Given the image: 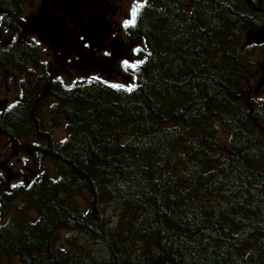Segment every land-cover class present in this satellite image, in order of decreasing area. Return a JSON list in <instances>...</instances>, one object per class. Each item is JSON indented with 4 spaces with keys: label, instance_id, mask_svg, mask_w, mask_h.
Masks as SVG:
<instances>
[{
    "label": "trees",
    "instance_id": "1",
    "mask_svg": "<svg viewBox=\"0 0 264 264\" xmlns=\"http://www.w3.org/2000/svg\"><path fill=\"white\" fill-rule=\"evenodd\" d=\"M125 26L132 56L92 69L107 79L48 85L64 141L38 78L1 105L0 151L18 153L1 151L0 264H264V88L245 44L264 0H142Z\"/></svg>",
    "mask_w": 264,
    "mask_h": 264
},
{
    "label": "flooded vegetation",
    "instance_id": "2",
    "mask_svg": "<svg viewBox=\"0 0 264 264\" xmlns=\"http://www.w3.org/2000/svg\"><path fill=\"white\" fill-rule=\"evenodd\" d=\"M33 0H21L18 3V9L11 10L9 15H0V23L2 29H5L6 23H11L16 30L18 31V35L20 38L16 40H11L13 43L11 44V48L13 50L12 58L7 59L5 61L0 60V85H3L0 92L4 91L5 94L8 91L15 92V96L13 97V101L10 102L12 106L20 105L21 98L23 97V93L18 86L19 82L23 81L22 72H20L17 69V66L19 64H22L24 68H26L27 73L30 74V76H27L29 81H32L33 79V73L32 68L35 64L34 58L36 57L39 61V72H40V85L42 86V89L44 91L42 103L41 105L46 102L47 111L48 114L52 117V109L50 107V104L53 103L54 95L52 97H49L48 94H51L50 86H53L56 84V79L53 76V70L55 64L53 63L50 53H47L48 49H39L38 46H41L42 43L38 41L37 37L32 36H26V26L27 21L25 19L15 17L14 14L16 11H20V9H23L24 3L32 2ZM80 0H38L39 5L41 7V11L47 16L45 20L41 21L42 18L37 19L39 23L36 24L37 30H44L46 32V39L49 40L51 43L56 45L55 50H59L60 52L66 51L68 55L74 56L76 59L80 61L79 66L81 67V73L84 75V78L87 74L86 67L94 63L98 56L96 55L97 52L100 53V49L98 48V44H100L103 41H107L110 43L109 35L110 33H113L117 38H121L124 42L127 41V38H130L126 32L127 28L125 26L124 18H121L118 22L114 21L111 22L109 20L108 15L115 16L116 15V9L118 10L120 6H117L112 2L111 0H104L102 2L101 0H82L84 5V11H75L71 12L70 9L77 5V2ZM115 1V0H114ZM24 2V3H23ZM101 4L104 7V12L99 13L97 11H94V9ZM64 11L66 13V16H64L61 20L62 23L69 22L71 25V31L70 32H63L57 28L55 24L51 20V15H57L58 12ZM21 13V12H20ZM96 16L103 17V20L111 23L110 31L107 32L105 29H103L101 26L99 27H92L90 25L92 19ZM55 21H58V18H54ZM43 22L46 23V26L44 27ZM99 28V29H98ZM62 30L65 31V27L62 24ZM5 35L9 38L7 31L5 30ZM67 40V41H66ZM25 43L30 48V52H22V54L19 57H15L14 54H16V50L20 48V45L22 43ZM81 45L83 49L87 50L88 52H85L81 56L80 54V48ZM16 48V49H14ZM4 50H7L6 46H4ZM130 50V56H131V48ZM22 57V60H24L23 63L19 62L18 59ZM60 63H64L63 60L59 61ZM45 67V69H41V67ZM59 69L61 70L63 74V66H60ZM80 71L77 76L72 77L71 82H67V84L71 83H79L76 81V77H80ZM48 75H51V77H48ZM64 76V75H63ZM130 75L126 73H122L121 77L117 80L118 82H122L123 80L128 81L130 79ZM107 79V78H105ZM5 87V88H4ZM54 89V86L52 87V91ZM1 95V93H0ZM40 105V106H41ZM39 106V108H40ZM50 107V109H49ZM1 111V109H0ZM57 127L56 122L53 121L49 129L53 131Z\"/></svg>",
    "mask_w": 264,
    "mask_h": 264
},
{
    "label": "rangeland",
    "instance_id": "3",
    "mask_svg": "<svg viewBox=\"0 0 264 264\" xmlns=\"http://www.w3.org/2000/svg\"><path fill=\"white\" fill-rule=\"evenodd\" d=\"M101 1L104 2V0H101ZM111 1L114 2V4H116L117 6H120V8L118 10L116 9V15L115 16L108 15V17H109V20L111 22H114V21L118 22L121 18H125L126 16L131 15L133 9L129 8L130 7V3L135 2L136 0H115V1L111 0ZM141 4H142V0H137L136 10L139 8V6H141ZM41 7H42V5L41 6L39 5L38 0H33L32 2H30V4H29V2L25 3L24 6H23V9H20V11H16L14 16L16 18L19 17V18L25 19L27 21V26H26V29H25L26 36L27 37L28 36L37 37L38 41H40L42 43L41 46H38L39 49H41V50L42 49H44V50L48 49L47 53H50V57H51L53 63L55 64L54 70H53V76L55 77V79H57L58 76H63L64 75L63 77L66 78V81L67 82H71L72 81V77L77 76L78 73H79L78 72V73L74 74V71H80V73H81V70H75V69L68 70L67 65L71 66L72 68H74V67H76V66H78L80 64L81 60L79 61L74 56L68 55L66 53V51H62V52H60L59 50L56 51L55 50L56 45L51 43L49 40L46 39V32L44 30H40V31H39V29L37 30L36 24L39 23L37 21V19L42 18L41 21H43L47 17L41 11ZM134 7H135V4L133 3L132 8H134ZM104 10L105 9H104V7L101 4H99L94 9V11H97L99 13L104 12ZM70 11L71 12H75V11L83 12L84 11V5H83L82 0L78 1L77 5L72 7L70 9ZM10 12H11V10L8 8L7 3L4 2V0H0V13L2 15L7 16V15H9ZM51 16L52 17H51L50 21H52L53 23H58V24H55V25L57 26V28L59 30H61L63 32H70L71 31V25H70V23L68 21L64 22V23L61 22L62 18L64 16H66V13L64 11L58 12L57 15H51ZM54 18H58V21H55ZM126 19H128V17ZM43 24H44V27H45L46 23L43 22ZM62 24L65 27V31L62 30ZM5 30L7 31L9 38L5 35ZM18 34H19L18 31L16 30V28L11 23L7 22L5 29H2L1 24H0V60L1 61H5V60L11 58V55L13 54V50H12V48L10 46L13 43L12 42L13 40H16V39L20 38ZM109 39L113 43L116 42V40H117L116 36L113 33H110ZM130 40H131V38H127V41L124 42L120 38L119 42H117L118 46H122V50H123L122 51V53H123L122 55L124 56V58H127L130 55V50H129V48H131V41ZM4 46H6L7 50H4ZM97 46L100 49V51H102L103 47L110 48L109 42H107V41H103L100 44H98ZM108 48H107V51L110 50ZM22 50L24 52H26V53L30 52V48L27 47V46L22 47ZM80 51H81L80 52L81 56L83 54H85V52H88L87 50L83 49L82 45H81ZM252 54H253V57L259 59V61H260L259 65H258V71H257L259 76L257 77V79L255 81V83H256V85L258 87L260 81L264 77V45H258L257 47H255L253 52H252ZM60 60H63L64 63H60L59 64ZM120 60H121L120 57L118 55H116V59L112 60L113 67L117 68ZM94 65L95 64L91 65L90 70H92L94 68ZM60 66H63V74H62L61 70L59 69ZM36 67L38 68V65ZM17 69L20 72H23V73L27 72L26 68H24L22 66V64H19L17 66ZM41 69H45V67L43 66V67H41ZM33 71L36 73V76L39 77V74H40L39 69H34ZM48 77H51V75H48ZM31 80H32V78H31ZM262 87H263V85H262ZM4 91L1 92L0 101H3L4 105L6 106V105H8L7 102L10 103V102L13 101V97L15 96V92L8 91L5 94L6 91L5 92ZM256 97L260 98V96H256ZM1 105H2V103L0 102V109H1ZM49 109H50V107H49ZM39 111L42 112V114L48 118L47 127L49 128L50 124L53 121H55V120H53L51 118V116L48 114L46 102H44L40 106ZM56 125H57V127L51 132L57 131L59 133V138H61L63 136H67L66 130L64 129V125L63 124H59L58 122H56ZM40 130L45 135H47V133L45 132L43 126L40 128ZM49 137L53 138L51 135H49ZM32 142L33 141H29L27 145L30 146L31 144H33ZM35 142H37V141H35ZM57 142L60 143L62 141H57ZM14 148H15L14 145H11L7 141L3 140L1 151H3V152L4 151H8L9 153L17 154L18 151L15 150ZM4 162H5L4 158L0 157V164L4 163ZM49 175L52 176V177L56 176L54 167L49 172ZM81 204L84 206L85 205V201L82 200ZM17 205H19V204H17ZM8 215H9V212H6L4 214V217L7 218ZM74 237H76L78 239V242L81 241V239H79L77 235H75ZM85 241H86L85 243L88 242L87 240H85ZM98 249H102V248L99 247Z\"/></svg>",
    "mask_w": 264,
    "mask_h": 264
},
{
    "label": "water",
    "instance_id": "4",
    "mask_svg": "<svg viewBox=\"0 0 264 264\" xmlns=\"http://www.w3.org/2000/svg\"><path fill=\"white\" fill-rule=\"evenodd\" d=\"M94 21L98 22V18H94ZM118 40L113 43V49L117 53L118 56L122 55V47L118 46ZM247 42H256L257 44H262L264 43V28L261 29L258 32H249Z\"/></svg>",
    "mask_w": 264,
    "mask_h": 264
},
{
    "label": "bare ground",
    "instance_id": "5",
    "mask_svg": "<svg viewBox=\"0 0 264 264\" xmlns=\"http://www.w3.org/2000/svg\"><path fill=\"white\" fill-rule=\"evenodd\" d=\"M138 10V9H137ZM90 25L92 26V27H102V25L101 24H99L98 22H96V21H94L93 19H92V21H91V23H90ZM263 28H264V26H263ZM263 28H261V29H263ZM99 29V28H98ZM261 29H259V30H249V31H247V33H246V35H245V43L247 44V46H255V47H257L259 44H257L256 42H247V38H248V34H249V32H258V31H260ZM132 40V39H131ZM261 45H264V43H262ZM254 47V48H255ZM131 56H132V51H131ZM82 77H84V75L81 73L80 74V79L82 78ZM131 79H132V77H130V79H128V83L129 82H131ZM80 83V82H79ZM79 83H71L70 85H77V84H79ZM119 83H121V82H119ZM67 85H69V84H67ZM261 85H263V88H264V77L262 78V80L260 81V83H259V85H258V88L261 86ZM0 113H1V111H0ZM52 118V117H51ZM53 119V118H52ZM54 120V119H53ZM55 175H56V170H55Z\"/></svg>",
    "mask_w": 264,
    "mask_h": 264
},
{
    "label": "snow or ice",
    "instance_id": "6",
    "mask_svg": "<svg viewBox=\"0 0 264 264\" xmlns=\"http://www.w3.org/2000/svg\"><path fill=\"white\" fill-rule=\"evenodd\" d=\"M135 14H136V9L134 8L133 10H132V15L133 16H135ZM127 23V22H126ZM106 55H107V53H106ZM123 64L126 66V67H135V65H132V64H130L128 61H123ZM112 87H122V86H120V85H112Z\"/></svg>",
    "mask_w": 264,
    "mask_h": 264
}]
</instances>
